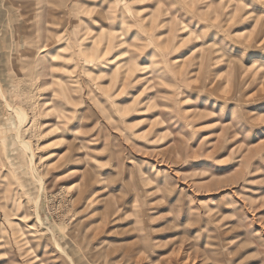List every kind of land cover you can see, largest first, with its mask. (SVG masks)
Listing matches in <instances>:
<instances>
[{
	"label": "rangeland",
	"instance_id": "374dc122",
	"mask_svg": "<svg viewBox=\"0 0 264 264\" xmlns=\"http://www.w3.org/2000/svg\"><path fill=\"white\" fill-rule=\"evenodd\" d=\"M0 264H264V0H0Z\"/></svg>",
	"mask_w": 264,
	"mask_h": 264
},
{
	"label": "bare ground",
	"instance_id": "6f19581e",
	"mask_svg": "<svg viewBox=\"0 0 264 264\" xmlns=\"http://www.w3.org/2000/svg\"><path fill=\"white\" fill-rule=\"evenodd\" d=\"M18 31V30H17ZM20 32V31H19ZM17 40V39H16ZM2 95V94H1ZM2 100H4V103L5 105L12 111L13 115H15V117L17 118L18 120V125H16V134L18 136V133H19V130H20V127L21 125L25 122V117H26V113L22 110L21 107L19 106H14V105H10L6 98L2 95ZM9 110V111H10ZM19 137V136H18ZM19 143L21 144L22 147H24L27 151H30V145H29V142L27 141H24L23 139H18ZM30 155H29V160H30V164L31 166L33 165L32 163V154L31 152H29ZM35 171V168L31 167L30 169V172H34ZM37 199V198H36ZM36 204H37V201H36Z\"/></svg>",
	"mask_w": 264,
	"mask_h": 264
}]
</instances>
